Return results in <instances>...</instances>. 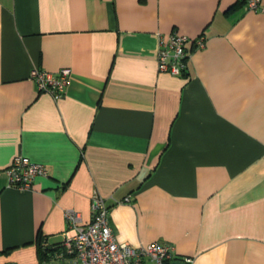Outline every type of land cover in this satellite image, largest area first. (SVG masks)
Returning <instances> with one entry per match:
<instances>
[{"label": "crops", "instance_id": "1", "mask_svg": "<svg viewBox=\"0 0 264 264\" xmlns=\"http://www.w3.org/2000/svg\"><path fill=\"white\" fill-rule=\"evenodd\" d=\"M264 2V0H263ZM187 69L158 67L172 31ZM34 66L70 67L63 93ZM17 154L46 164L20 189ZM109 205L120 241L192 264H264V10L243 0H0V264L40 262L38 231Z\"/></svg>", "mask_w": 264, "mask_h": 264}, {"label": "built area", "instance_id": "2", "mask_svg": "<svg viewBox=\"0 0 264 264\" xmlns=\"http://www.w3.org/2000/svg\"><path fill=\"white\" fill-rule=\"evenodd\" d=\"M245 1L250 10H264L263 0ZM189 42L195 44V47H203L205 37L200 35L193 40L187 34L175 30L163 37L157 56L159 69L182 74L187 69ZM70 72L68 66L56 73L34 66L30 76L40 90L50 91L58 97L65 89ZM7 171L10 184L27 189L37 175L48 174L49 168L24 154H17ZM65 216L68 227L61 242L63 247L52 251L47 259L35 264H166V260L172 258H179L185 264L193 263L191 255L177 257L173 246L165 241L154 240L135 245L118 240L109 222V205L98 192L92 196V217L89 221H85L74 208L67 209Z\"/></svg>", "mask_w": 264, "mask_h": 264}, {"label": "trees", "instance_id": "3", "mask_svg": "<svg viewBox=\"0 0 264 264\" xmlns=\"http://www.w3.org/2000/svg\"><path fill=\"white\" fill-rule=\"evenodd\" d=\"M243 1H245V0H243ZM194 46H195V44H194ZM183 73H185V71ZM35 242H36V246H37V251H38V256H39V261L40 262H42L43 260L47 259L49 254L52 251L59 250V249H61L63 247L61 242L49 241L47 236L42 232L41 229L37 233V237H36ZM173 260H174L173 258L172 259H167L166 260V264H173Z\"/></svg>", "mask_w": 264, "mask_h": 264}, {"label": "water", "instance_id": "4", "mask_svg": "<svg viewBox=\"0 0 264 264\" xmlns=\"http://www.w3.org/2000/svg\"><path fill=\"white\" fill-rule=\"evenodd\" d=\"M173 264H185V262L183 260L179 259V258H175L173 260Z\"/></svg>", "mask_w": 264, "mask_h": 264}, {"label": "rangeland", "instance_id": "5", "mask_svg": "<svg viewBox=\"0 0 264 264\" xmlns=\"http://www.w3.org/2000/svg\"><path fill=\"white\" fill-rule=\"evenodd\" d=\"M62 242V241H61Z\"/></svg>", "mask_w": 264, "mask_h": 264}]
</instances>
